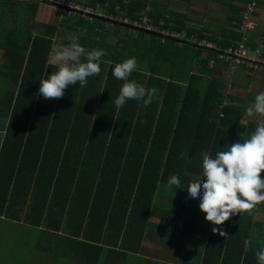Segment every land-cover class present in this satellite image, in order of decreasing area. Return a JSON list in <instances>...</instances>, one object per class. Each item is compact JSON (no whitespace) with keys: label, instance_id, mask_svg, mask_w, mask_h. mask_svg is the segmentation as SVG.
<instances>
[{"label":"trees","instance_id":"obj_1","mask_svg":"<svg viewBox=\"0 0 264 264\" xmlns=\"http://www.w3.org/2000/svg\"><path fill=\"white\" fill-rule=\"evenodd\" d=\"M83 2L96 10L107 2L108 12L118 6L132 20L144 9L153 21L162 19L165 27L169 22L167 14L158 19L153 16L156 13L152 5L148 7L150 0H131L126 5L122 0ZM0 4L2 46L11 44L12 36L17 40L18 33L29 36L25 42L16 43L13 50H5L15 71L10 73V81L17 88L5 89L2 97L10 112L0 131L5 133L6 146L13 149L0 158V221L40 231L39 244L44 240L49 250L62 249V255L76 264H135L133 255L151 227L162 230L161 242L167 241L173 247L181 240L187 241L183 235L190 233L195 245L202 247L200 257L192 264H257L254 253L264 249V219L257 220L256 215L264 216V203L251 214L230 217L219 226L227 235L222 237L219 232L213 234L214 226L205 221L199 201L188 196L186 187L193 176L202 173L201 152L214 158L217 151L247 138L257 126L256 118L245 120L247 106L243 99L220 92L224 87L222 75L212 77L216 71L208 68L210 59L217 61V52L198 49L207 54L199 59L200 72L211 78L199 89L195 85L198 76L194 75L184 87L180 81H166L158 74L157 67L169 60L163 46L159 47L162 36L157 41L149 37L150 42H143L144 34L137 33L140 38H135L131 30L119 25L105 30L101 21L76 14L65 21L72 34L86 30L75 34L81 46L106 50L102 61L111 60L112 67L125 59L139 58V70L129 79L147 89L156 88L157 94L146 107L129 100L117 110L114 100L123 81L117 80L112 67L102 62L100 74L89 77L86 87L71 85L62 99L45 100L39 94V79L42 73L56 70L48 62L58 26L52 23L39 31L33 21L30 28L11 29L7 9L15 1ZM121 32L125 36L122 50L117 52L118 46L104 45L109 34ZM231 37L219 48L239 40L241 35L234 34L232 41ZM168 39L162 45L169 43ZM147 64L149 75L140 71ZM0 75L7 78L6 72ZM223 101L229 105L218 119V106ZM171 175L181 181L180 189L169 196L171 206L179 208L180 216L191 213L199 221L194 226L193 219H189V225L184 223L178 228L181 233L171 231L170 222L160 226L149 221L150 216L157 215L153 206L159 197L158 188L166 186ZM245 240L251 241L247 251ZM188 242L192 244V240ZM122 258L125 260L119 263Z\"/></svg>","mask_w":264,"mask_h":264},{"label":"crops","instance_id":"obj_2","mask_svg":"<svg viewBox=\"0 0 264 264\" xmlns=\"http://www.w3.org/2000/svg\"><path fill=\"white\" fill-rule=\"evenodd\" d=\"M5 1H15V4L9 6L7 9L9 16V28L14 29V27L20 26L21 28L26 29L32 27L34 24H38V30L45 31L46 25L55 23L56 26H58V33L55 39L52 40V43L55 42V44L52 46V52L59 44H63L65 46L68 45V43L64 41L68 40L69 34H72L73 31H69L68 21L66 23L65 19L70 18L62 16L60 8H57L56 13L51 11V8H55V4L50 3V5H45L44 2L41 1V4L29 2L32 0H0V2ZM248 1L249 0H150V4H148V7L152 5V9L156 13H153V16L157 19L159 18V16L161 17L165 14L169 16V22L166 26L167 28L173 30L178 29L180 31H183L188 36L196 37L208 43H212L217 47H220L221 43L230 41L231 36L233 37L234 34H238L237 23L240 19L241 11L244 5L248 3ZM1 5L2 4H0V8ZM257 6V12L255 13V18L258 23L257 31L247 35V43L251 48H255L258 45L261 37L264 36V0H260ZM33 21L35 22L34 24H32ZM15 22L18 23L14 25ZM119 26L122 27L121 25ZM131 31L134 34L135 38L138 36L137 33H141L135 30ZM85 32L86 30H84L83 32L78 31L76 33L78 36ZM122 34V32L118 35L109 34V36L105 39L104 45H116L118 46L117 52H119V50H122V47L125 43V36ZM141 34L145 35L143 36L142 41L147 43L150 42L149 37H155V41H157L158 38H161V36L156 33L155 35L158 36H153L147 33ZM33 36L34 34L32 35V37ZM17 37L18 38L16 40L14 39L15 36H12V40H9V43L11 41V44H7V47L4 48L1 44L4 37L0 35V73L6 72L7 74V78H4L0 75V83L6 85L8 89H13L12 87L17 88V84H14L10 81L9 75L12 72L15 73V71L12 70V65L8 61L10 54H6L5 50H13L16 46V43L25 42L29 36L26 37V34L18 33ZM138 37L140 38V36ZM232 37L231 41L233 39ZM58 38H60V40H58ZM234 41L235 40H233L232 42ZM168 42L169 43H166L165 45H162V42L159 43V47L163 46V51H166L168 53L167 57L169 59L165 60L161 64V67H157V71L160 77L165 78L166 81H168L169 79L174 82L180 81L184 84V87H186V85H188L190 81V77L197 75L199 80L195 85L199 89H202V87H204V84L211 78L208 75L201 74L199 68V59L205 57L207 54L205 52L200 53V47H197L193 44L178 45L172 39H168ZM253 44L254 46H252ZM51 53L49 55L48 63H50ZM212 59H210L208 62V68L216 71L215 73H213L214 76L212 77H217L218 74L222 75L224 87L220 90V92L223 95L225 94L228 96L241 98L245 101L244 104L248 106L249 104L254 102L255 96L259 92L264 91V73H262L260 70L250 68L247 65H243L237 68L232 73V78L227 81L226 76L228 74V64L222 61H216L215 64H211ZM139 60V58H136L137 64L139 63ZM140 71L145 73L146 75H149V64L145 65L144 68ZM172 75L175 77L174 79L170 77ZM3 95L4 94H2V96ZM251 97L253 99H251ZM3 101L4 98H2L0 104H4ZM244 116L246 121H249L248 119H253L249 117L246 118V115ZM257 120L258 118H256V121ZM6 145L7 143L5 140V133L3 131H0V158L2 154L12 152L11 150L13 148ZM156 213L157 215L154 214L153 216H150L149 221L153 224L166 226L168 223H166L165 220L168 218L164 217L167 216L162 215L159 210H156ZM262 217L264 219V216ZM155 220L159 222L156 223ZM164 222L166 224H164ZM150 230H154L153 236H156L159 241H151L152 246L155 248V251L147 256L142 253V246L144 243L143 240L147 237ZM163 234L164 232L158 228H149L146 231L144 238L139 246V251H137V253L133 255V258H135L136 260L138 259L141 262L145 260L143 264H175V261L177 260H179L180 262H184L186 257L189 256L192 252V245L189 243V248H187L185 251L187 253H182V258L179 259L178 257H175L174 254L175 250L180 249V244H178V246L176 247H173L171 246V243L167 241L161 242L159 237ZM183 245L185 244L182 243L181 246ZM124 260V258L120 259L119 263L123 262ZM194 261L195 259H193V262ZM133 263L138 264L135 261H133Z\"/></svg>","mask_w":264,"mask_h":264},{"label":"clouds","instance_id":"obj_3","mask_svg":"<svg viewBox=\"0 0 264 264\" xmlns=\"http://www.w3.org/2000/svg\"><path fill=\"white\" fill-rule=\"evenodd\" d=\"M105 4L108 5L107 2ZM165 17L169 19L168 15ZM68 40V45L59 44L51 53L50 64L56 70L50 74L42 73L39 79V94L45 100L62 99L71 85L86 87L89 77L100 74L102 62L112 67L111 60L102 61L105 51L86 49L77 42L74 34H70ZM137 70L135 57L112 67L113 76L123 81L114 100L117 110L129 100L140 102L145 107L153 102L156 88L147 89L136 80L129 79ZM245 114L249 118H258L255 130L240 142L217 151L214 158L207 152H201L202 173L186 186L188 196L199 201V210L205 221L214 226L213 234L219 232L222 237L227 235L219 230V226L230 217L251 214L257 205L264 203V179L261 178V173H264V91L255 96L254 102L246 107ZM180 185L179 177L171 175L166 188L175 186L180 189ZM250 244V240L244 241L245 251ZM254 255L257 264H264V249L255 251Z\"/></svg>","mask_w":264,"mask_h":264},{"label":"built area","instance_id":"obj_4","mask_svg":"<svg viewBox=\"0 0 264 264\" xmlns=\"http://www.w3.org/2000/svg\"><path fill=\"white\" fill-rule=\"evenodd\" d=\"M27 1V0H26ZM51 4H56L61 9V14L66 18H71L76 14H79L84 19H93V16H99L103 18V28L108 30L112 25H129L138 30H145L150 33H156L164 39H172L178 45L193 44L200 48H211L215 50L217 61L226 62L228 64V74L226 76L227 81L230 80L232 73L240 66L247 65L250 68H255L264 73V36L258 42L255 48L249 46L247 35L257 31L258 23L255 18L257 12L256 0H251L246 3L240 14L239 26L237 28L241 37L239 40L232 42L227 47L220 49L212 43H208L204 40L196 37L188 36L183 31H177L165 27L166 22L162 19L153 21L147 16V10H142L138 17L130 19L126 15V11L116 6L112 12L106 10L107 4L104 7H97V10L84 2L76 3L69 0H35ZM131 0H122V5L129 4ZM162 40V42H163ZM211 64H215L211 61ZM229 105L228 101H223L218 106V117L222 118V109Z\"/></svg>","mask_w":264,"mask_h":264},{"label":"rangeland","instance_id":"obj_5","mask_svg":"<svg viewBox=\"0 0 264 264\" xmlns=\"http://www.w3.org/2000/svg\"><path fill=\"white\" fill-rule=\"evenodd\" d=\"M75 2L82 3L83 0H75ZM56 10L57 9L55 8H51V11H53L54 13H56ZM5 89L8 90V87L0 83V102L2 100V97L4 96H2V94L4 93ZM9 112L10 110L7 107V104H0V126H4V123H6V121L8 120ZM196 177L197 176H193L192 179ZM175 189V187L168 189L166 188V186H159V197L156 198V203H154L153 206L155 209L154 212H156V210H159L162 215L168 216V219H166L165 222H170L169 227L171 231H178L180 225H183L184 223L186 225H189V219H193L191 220V222L193 221L195 223H192L194 224V226L198 225L199 221L197 217H194V215H192L191 213L182 217L178 214L179 208H174V206H171L172 203L169 198L173 196ZM170 211L172 212V218L169 217ZM256 219L262 221L263 217L261 214H258L256 215ZM155 222L157 223L159 221L155 220ZM165 222L164 224H166ZM153 235L154 230H150L147 237L143 240L144 243L142 246V253L144 255L148 256L155 251V248L152 246L151 241L156 242L159 240L156 236ZM40 236H42V233L36 229L18 227L14 224L0 221V264H76L74 260H70V258L62 255V249L59 250L50 248L51 250H49V247L44 240L42 241V244H39L38 239L40 238ZM183 236H185L187 241L181 240V242H179L180 249L175 250L174 256L178 257L179 259L182 258V253H184L186 249L189 248L188 240H192V244H190L192 245L193 249L191 250L192 252L190 253V255L186 257L184 262H180L179 260H177L175 261V264H192L189 262H193V259L200 257V253H202V247H200V245H195L196 241L193 239V236H191L190 233L186 235L184 234ZM182 243L185 245L181 246ZM43 248H45L46 250L43 251ZM41 255H44L43 259H41ZM47 256L48 260L46 261L45 258ZM134 261L138 264H143V262L139 261L138 259H135Z\"/></svg>","mask_w":264,"mask_h":264},{"label":"water","instance_id":"obj_6","mask_svg":"<svg viewBox=\"0 0 264 264\" xmlns=\"http://www.w3.org/2000/svg\"><path fill=\"white\" fill-rule=\"evenodd\" d=\"M93 18L94 19H97V20H99V21H104V19L103 18H100L99 16H93ZM123 28H127V29H129V30H137V31H139V32H141V33H147V34H151V35H153V36H158V35H155L154 33H149V32H146V31H144V30H138V29H135V28H133V27H131V26H128V25H121Z\"/></svg>","mask_w":264,"mask_h":264},{"label":"bare ground","instance_id":"obj_7","mask_svg":"<svg viewBox=\"0 0 264 264\" xmlns=\"http://www.w3.org/2000/svg\"><path fill=\"white\" fill-rule=\"evenodd\" d=\"M102 5V4H101ZM258 5V4H257ZM96 6V5H95ZM100 7V6H99ZM258 7V6H257ZM94 8V7H93ZM89 19V18H88ZM97 21H99V20H97ZM89 22V21H88ZM166 40V39H165ZM241 67V66H240ZM218 119H219V117H218Z\"/></svg>","mask_w":264,"mask_h":264}]
</instances>
